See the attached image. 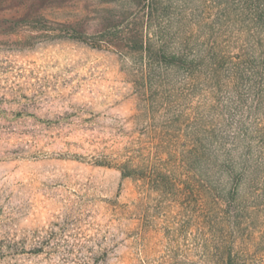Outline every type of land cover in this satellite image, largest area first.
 <instances>
[{"label": "rangeland", "instance_id": "obj_1", "mask_svg": "<svg viewBox=\"0 0 264 264\" xmlns=\"http://www.w3.org/2000/svg\"><path fill=\"white\" fill-rule=\"evenodd\" d=\"M0 264H264V0H0Z\"/></svg>", "mask_w": 264, "mask_h": 264}]
</instances>
